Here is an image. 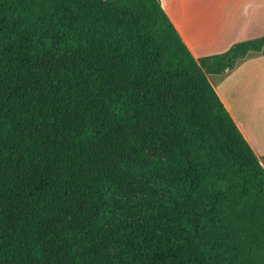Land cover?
<instances>
[{
  "label": "trees",
  "instance_id": "obj_1",
  "mask_svg": "<svg viewBox=\"0 0 264 264\" xmlns=\"http://www.w3.org/2000/svg\"><path fill=\"white\" fill-rule=\"evenodd\" d=\"M159 0H0V264H264V168Z\"/></svg>",
  "mask_w": 264,
  "mask_h": 264
},
{
  "label": "crops",
  "instance_id": "obj_2",
  "mask_svg": "<svg viewBox=\"0 0 264 264\" xmlns=\"http://www.w3.org/2000/svg\"><path fill=\"white\" fill-rule=\"evenodd\" d=\"M159 2L196 60L224 53L236 43L256 39L258 33L264 35V0ZM250 56L249 53L233 71L219 74L217 86L210 83L264 168V141L253 137L255 130L250 125V87L254 84L256 72L263 73L260 81L264 82V55L255 58ZM238 104H241L243 110L245 108L244 116Z\"/></svg>",
  "mask_w": 264,
  "mask_h": 264
},
{
  "label": "rangeland",
  "instance_id": "obj_3",
  "mask_svg": "<svg viewBox=\"0 0 264 264\" xmlns=\"http://www.w3.org/2000/svg\"><path fill=\"white\" fill-rule=\"evenodd\" d=\"M263 33H258L256 38L261 37ZM250 57H259L264 55V49L260 53H250ZM255 81L254 84L250 87V125H253V129L255 130L253 132V137L255 139H259L264 141V82L260 81L261 75L263 73H255ZM239 74H237L236 77H238ZM209 81L214 85L217 86L220 77L218 75H208ZM246 94V93H244ZM240 100L242 98H239ZM238 109L242 110V116L245 115V108L244 110L240 107L241 104H238ZM261 135V136H260ZM260 160L262 158L260 157Z\"/></svg>",
  "mask_w": 264,
  "mask_h": 264
}]
</instances>
